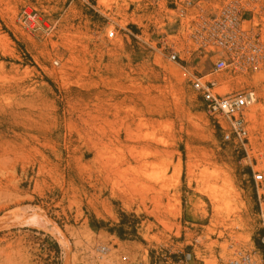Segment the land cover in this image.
I'll list each match as a JSON object with an SVG mask.
<instances>
[{"label": "rangeland", "instance_id": "obj_1", "mask_svg": "<svg viewBox=\"0 0 264 264\" xmlns=\"http://www.w3.org/2000/svg\"><path fill=\"white\" fill-rule=\"evenodd\" d=\"M185 1L0 0V264H221L260 248L264 65L205 78L257 92L246 146L225 142L190 81L215 57L187 27L234 2L264 41V0H192L179 17ZM26 8L50 27L22 23Z\"/></svg>", "mask_w": 264, "mask_h": 264}, {"label": "built area", "instance_id": "obj_2", "mask_svg": "<svg viewBox=\"0 0 264 264\" xmlns=\"http://www.w3.org/2000/svg\"><path fill=\"white\" fill-rule=\"evenodd\" d=\"M159 2L160 0H154ZM196 7V2L186 0L182 6L174 8L179 17H189L191 9ZM244 14L237 3H229L219 12L209 15L198 13L195 15L188 30L190 39L197 45L201 54L215 57L213 66L206 75H192L190 78L193 88L200 93L205 102L208 114L217 123L225 142H237L244 147L250 139L248 111L257 103V92L254 88L220 93L217 91L218 79L206 77L218 75L224 71L245 72L249 68L257 69L264 65V41L261 35L252 26H246L249 20L243 18ZM21 22L32 27L44 25L50 27L49 21L42 18L37 11L24 9L21 13ZM109 37L115 36V31L108 33ZM180 52L170 48L169 59L183 62ZM186 70V67H184ZM254 181L257 188L264 181L262 172H254ZM261 219L264 224V208H261ZM261 246L253 252H238L234 257L221 264H264V234ZM105 247L102 251H106ZM190 257H179L167 260L165 264H190Z\"/></svg>", "mask_w": 264, "mask_h": 264}, {"label": "bare ground", "instance_id": "obj_3", "mask_svg": "<svg viewBox=\"0 0 264 264\" xmlns=\"http://www.w3.org/2000/svg\"><path fill=\"white\" fill-rule=\"evenodd\" d=\"M63 71V70H62ZM80 115V114H79ZM83 117V116H82ZM109 119V118H108ZM108 122V121H107ZM113 123V122H112ZM111 123V124H112ZM91 125V124H90ZM96 128V127H95ZM87 130H89V129H87ZM102 130V129H101ZM95 137V136H94ZM96 145V144H95ZM97 146V145H96ZM93 147H95V146H93ZM216 213H220V209H219V207H216V209L214 210ZM219 215V214H218Z\"/></svg>", "mask_w": 264, "mask_h": 264}]
</instances>
